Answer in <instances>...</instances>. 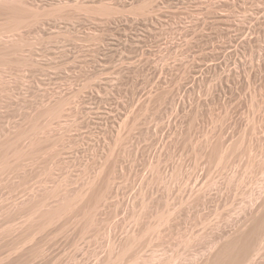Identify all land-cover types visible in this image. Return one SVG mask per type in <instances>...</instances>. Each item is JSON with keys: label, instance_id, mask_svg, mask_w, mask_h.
<instances>
[{"label": "bare ground", "instance_id": "1", "mask_svg": "<svg viewBox=\"0 0 264 264\" xmlns=\"http://www.w3.org/2000/svg\"><path fill=\"white\" fill-rule=\"evenodd\" d=\"M0 217V264H264V0H0Z\"/></svg>", "mask_w": 264, "mask_h": 264}, {"label": "rangeland", "instance_id": "2", "mask_svg": "<svg viewBox=\"0 0 264 264\" xmlns=\"http://www.w3.org/2000/svg\"><path fill=\"white\" fill-rule=\"evenodd\" d=\"M145 172H146V171H144L143 173H145ZM199 172H201V171H199ZM206 178H207V177H205V179H206ZM205 179H204V180H205ZM136 186H137V185H136ZM212 187H213V186H212ZM215 188H216V189H215ZM209 189H211V190H209ZM209 189L207 190V192L211 193L213 196H214V195L216 196V194L219 193V194L217 195V197H219V196L222 197V195H224V196H223L224 198H228V197H230L229 199H226V203H224L225 205H224L223 203H222L223 205L221 204L222 207H219V210L217 209V210H214V211H213V212H215V213H214L215 216H214L213 214H209V213H213L212 210H213L214 208L216 209L214 202H209V203H208L209 206H211V207H209L207 204H205V205H207V206H205V205H203V204H201V203H198V202H197L196 204L193 203V204H192L193 206H191L192 209H191V208H190V209L193 211V207H194V209L196 210V209H197L196 205L198 206V204H199V205H200V209H201V211L199 210V207H198V209H197L198 211L203 212V211H202V209H203V210L205 211L204 213H208V212H209V213H208V214H209V217L212 215V216H213V217L211 216V217H212V220L216 221V223H217V220H218V222H219V220H221V218H222V222H223V223H224V222L226 223V224L224 223V225H225L224 228H228V226H226V225L230 224L232 221L234 222L236 217H237V218H239V216L241 217V215H242V213H240V212H241V209L238 210V212H237V209H238V208H241V207L243 206V204L247 203V202H248L247 200H249V198H248V199L245 198L247 195L244 196V194H242V192H243L242 190H241L242 192L239 191V192L241 193V194H240V193L238 192V190L236 191L235 189H233V190L230 189V191L228 190V191L231 192V193H229V192H227V191H223V190H220V191H219V189H218L216 186H214V188H209ZM217 189H218V191H217ZM211 191H212V192H211ZM213 191L215 192V194H213ZM221 191H223V192H222V195L220 194ZM232 191H234V192L232 193ZM224 192H225V193H224ZM237 192H238L239 194H237ZM223 193H224V194H223ZM227 193H229V194H227ZM235 193H236V194H235ZM226 194L229 195V196L226 197V196H227ZM230 194H231V195H232V194L234 195V197H233V195H232L233 200L231 199V195H230ZM225 195H226V196H225ZM237 195H238V196H237ZM239 195H242L243 197H240ZM235 196L238 197V198L234 201V199L236 198ZM239 198H240L242 201H241ZM230 199L232 200L233 204H232V202H231ZM243 199H244L245 202L243 201ZM245 199H246V200H245ZM228 200H229V201H228ZM237 200H238V201H237ZM239 200H240V202H239ZM246 201H247V202H246ZM229 202H230V204H229ZM234 202H235V204H234ZM236 202H237V203H236ZM241 202H243V204H241ZM210 203H211V204H214V205L212 206ZM239 203H240V205H239ZM194 204H195V205H194ZM227 204H229V206H227ZM236 204H238V205H236ZM231 205H232V206H231ZM235 205H236V206H235ZM241 205H242V206H241ZM201 206H203V207L201 208ZM218 206H220V205H218ZM224 206L229 207L230 209H232V211H231L229 208H227V207H225L226 210L223 209ZM238 206H239V207H238ZM204 207H207V209L204 208ZM212 207H213V209L210 210V208H212ZM231 207H232V208H231ZM237 207H238V208H237ZM221 208H222L223 210H221ZM233 208H234V210H233ZM205 209H206V210L209 209L210 211L208 210V211L206 212ZM227 209L229 210L228 212H227ZM197 210H196V212H197ZM220 210H221L222 212H220ZM224 210H225V211H224ZM235 210H236V211H235ZM218 211H219V214L217 215ZM233 211H234V212H237L238 214H241V215H238L237 213H233ZM193 212H194V211H193ZM223 212H224L223 216H225V213H226V216H228V218L230 217V219L233 218V220H230V219L227 218L226 221H225V220L223 221V217H220V219H219L220 214H221V216H222V213H223ZM227 213H228V214L230 213V214H229L230 216H229ZM231 213H233L232 216H231ZM235 214H237V216H236ZM1 216H2V215H1ZM217 216H218V217H217ZM234 216H236V217H234ZM209 217H208V223L206 224V226H205V224H204L205 227L202 226L201 224H199V225H197L196 227H198V226L201 225V227H203V228L200 227L199 229H198V228H196V229L194 228V229H195L196 231L200 232V233H204L205 231H208V230H209L208 232H210V229H209L208 226H209V225L211 226L212 224L215 225L216 223H214V221H212V223H210L209 221H211V219H210ZM2 218H4V217H2ZM2 218L0 217L1 220H4V219H2ZM237 218H236V219H237ZM2 222H3V221H2ZM0 223H1V222H0ZM209 223H210V224H209ZM220 223H221V222H220ZM223 223H222V224H223ZM208 224H209V225H208ZM207 227H208V230H207ZM204 228H206V230H205ZM200 229H201V231H199ZM202 229H204V231H202ZM226 230H227V229H226ZM216 231H217V230H216ZM215 233H217V232H215ZM204 239H206V238H204ZM103 249H104V248H103ZM202 251H204V250H202ZM102 252H103V250L101 251V253H102ZM205 252H207V251L205 250ZM101 253H100V254H101ZM203 254L205 255V253H203V252H202V253L200 252V254H199V252H198L197 256H198V257L200 256V257L202 258V257H203ZM78 255H79V254H78ZM79 256L81 257V255H79ZM198 257L195 256L196 259H198ZM65 259H66L67 261H66ZM65 259H64V260H65L66 264H72V263H74V262H72V260H71L72 263H71V262L68 263V262L70 261L69 258H65ZM199 259H200V258H199ZM63 262H64V261H63ZM65 262H64V264H65ZM62 264H63V263H62Z\"/></svg>", "mask_w": 264, "mask_h": 264}]
</instances>
